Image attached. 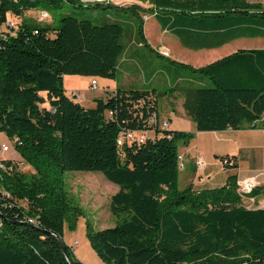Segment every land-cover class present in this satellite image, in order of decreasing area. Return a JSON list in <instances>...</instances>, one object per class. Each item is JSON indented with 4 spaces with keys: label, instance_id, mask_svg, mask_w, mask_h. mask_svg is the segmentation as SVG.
Here are the masks:
<instances>
[{
    "label": "trees",
    "instance_id": "obj_1",
    "mask_svg": "<svg viewBox=\"0 0 264 264\" xmlns=\"http://www.w3.org/2000/svg\"><path fill=\"white\" fill-rule=\"evenodd\" d=\"M148 1L151 7L0 0L1 23L19 19L17 29L0 35V132L34 169L22 172L13 159L0 158V264H84L66 244L69 261L60 242L66 219L82 212L67 189L69 171L102 172L119 185L110 201L116 225L87 223L105 264H264V208L243 204L244 195L264 197V185L241 193L234 173L220 187H181L180 147L195 131L159 127L160 96L179 91L195 130L264 129V48L194 67L152 48L144 33L145 15L155 13L184 46L213 48L264 37V9L247 0ZM65 4L112 15L94 23L64 13L56 27L27 15ZM132 40L165 61L170 88L118 89L91 108L66 93L65 75L115 79ZM123 129L156 134L118 145ZM221 160L238 166L234 157Z\"/></svg>",
    "mask_w": 264,
    "mask_h": 264
},
{
    "label": "crops",
    "instance_id": "obj_2",
    "mask_svg": "<svg viewBox=\"0 0 264 264\" xmlns=\"http://www.w3.org/2000/svg\"><path fill=\"white\" fill-rule=\"evenodd\" d=\"M253 4H260L264 9V0H247ZM144 2V1H143ZM140 0H135L132 3H138L144 7H151L152 4L147 2V6L143 4ZM130 3V4H132ZM125 5V4H124ZM27 15H30V12ZM149 17V18H148ZM150 19V23L147 24L146 20ZM12 21V19H10ZM157 21L154 22V21ZM153 31L149 33L148 28ZM159 28V30H158ZM6 25L4 22L0 25V32H7ZM155 32V33H154ZM144 33L150 46L160 53L171 57V54L176 55L178 49H181L177 42L173 40L171 36H175L183 45L179 36L174 34L166 25L159 20V17L155 13H150L145 15L144 22ZM171 35V36H170ZM240 38H261V37H240ZM236 38V39H240ZM264 38V37H263ZM236 39L230 40L221 46L213 48H200L191 49L183 45L184 48L195 50L193 60L197 62L196 64H202L200 67L209 64L217 59H220L226 55H229L238 49L235 47H227L225 50L220 51L225 46L235 41ZM141 43L135 41H129L127 50L124 57L119 65L118 73L115 79L105 78L103 83L99 82V87L93 89L91 86V76L77 75L64 76V87L66 93L71 90H79L82 94L81 104L85 107H95L96 98L103 97L106 98L109 94L116 92L118 89L128 90L130 88H146L147 85V75H142L144 73L143 69L140 68L137 63L140 55L143 53ZM147 50V49H146ZM174 59V58H172ZM184 61H189L180 57ZM177 60V59H174ZM184 62L181 60H177ZM188 63V62H184ZM190 64V63H188ZM162 73L167 75L163 68ZM143 76V77H142ZM144 78V79H143ZM143 80V83H142ZM152 80V79H150ZM67 81L70 82L67 85ZM137 82V83H136ZM141 84L138 87L137 84ZM148 88H155L154 85ZM75 99V98H74ZM173 99V98H170ZM77 100V99H75ZM184 100V98H183ZM78 101V100H77ZM180 111L185 114L183 107V101L178 107ZM159 112L161 119L162 117L168 119L167 113L160 108ZM171 128V127H170ZM174 129V128H171ZM195 131V137L187 144L181 145L180 154L183 155L182 168L180 170V175L183 173L185 177V186L192 185L193 189L196 191H201L203 189H210L215 187H220L226 184L228 177L231 174L237 173L238 183L243 192H250L255 186L264 185V129H224V130H204ZM15 149V148H14ZM229 156L234 157L237 168L226 167L221 157ZM3 159H18L22 158L20 153L15 149L11 156L2 157ZM199 161H203L202 165H199ZM259 205L257 207L264 208V197H258Z\"/></svg>",
    "mask_w": 264,
    "mask_h": 264
},
{
    "label": "rangeland",
    "instance_id": "obj_3",
    "mask_svg": "<svg viewBox=\"0 0 264 264\" xmlns=\"http://www.w3.org/2000/svg\"><path fill=\"white\" fill-rule=\"evenodd\" d=\"M83 1V0H82ZM107 2L111 1L115 4H130L135 2V0H87L83 2ZM144 1L143 4L147 6L148 0H140ZM45 12V13H42ZM39 13L49 14V18L40 21ZM64 13H71L76 15L79 18H86L92 20L94 23H102L106 16H110L112 14H108L105 10L101 8L93 9V8H78L74 7L71 4H65L62 8H50V9H33L30 12L29 17L33 19H37L41 23H50L54 27L60 24L61 15ZM149 18V17H148ZM146 20L147 24L150 23V19ZM8 19H12L15 23L19 22V19L15 16H9ZM154 22L157 23L155 20ZM148 32L152 33V29L149 27ZM159 30V28H158ZM155 33V32H154ZM171 36V35H170ZM173 40H175L178 46L184 51H180L178 49V53L176 55L171 54V57L177 60L184 61L180 59V57L189 59L188 62L194 66H199L202 64H196L194 62L193 55L196 54L195 50L184 48L183 45L180 44V41L175 36H171ZM242 49H253V48H264V38H240L231 42L227 46H225L220 51L225 50L227 47H235ZM137 65L143 69L144 73L142 75H147V85L146 88L152 87L154 85L159 91H165L166 89L171 87V84H174V80L170 74L164 75L162 73V66L165 65V61L161 58L154 56L153 53L143 49V53L140 55L138 59ZM70 76H73L70 74ZM143 77V76H142ZM99 82L103 83L104 77H96ZM144 79V78H143ZM152 79V80H150ZM70 82L67 81V85ZM137 83V82H136ZM143 83V80H142ZM141 83V84H142ZM141 84H137L138 87H141ZM71 90L69 95L73 92ZM76 92L81 95L79 90ZM173 98V99H170ZM183 94L179 91L171 94H163L160 96V108L167 113L168 119L162 117V120H169L170 127L176 130H186L193 131L195 129L194 121L188 116L186 113L184 114L178 108L179 105L183 101ZM8 145L10 149L8 151H2L3 145ZM0 158L5 156H11L14 148V140L10 139L6 133L0 132ZM18 170L26 173L34 172V169L27 164L24 159L18 158L13 159ZM185 177L183 173L180 175V186L185 187ZM66 185L69 191L71 200L73 204L79 205L81 207V213L74 216L73 220L66 219L64 226V241L67 245L73 247L74 255L81 260L84 264H105L103 260L97 255V253L93 250L90 245L88 236H87V223L90 222L95 228H106L113 227L117 223V218L110 211V201L111 196L119 190V185L108 180L102 172H94V171H69L66 173ZM241 193L243 192L239 189ZM243 204L250 208H256L259 205L258 199L253 197L244 195L243 196ZM77 242V243H76Z\"/></svg>",
    "mask_w": 264,
    "mask_h": 264
},
{
    "label": "built area",
    "instance_id": "obj_4",
    "mask_svg": "<svg viewBox=\"0 0 264 264\" xmlns=\"http://www.w3.org/2000/svg\"><path fill=\"white\" fill-rule=\"evenodd\" d=\"M39 15V20L40 21H44L46 19L49 18V15H43V14H38ZM1 20H0V25H1ZM4 24L6 25L7 28V32H12L15 29H17V25L18 22L15 23L14 21H11L10 19L7 18V20L4 22ZM6 32H0V35L5 34ZM91 86L93 89H97L99 87V83L96 77H93L91 80ZM73 93L70 95V97H73L75 99H77L79 102H81L82 97L81 95H79L76 91H72ZM112 112H109V115H112ZM157 117H158V112L157 111H153L152 115H151V124H154L157 121ZM159 127L162 129H167L170 127V121L165 119L162 120L160 119L159 122ZM155 131L154 130H131V129H123L118 137V145H123L125 142H144L146 141L148 138L154 137L155 136ZM2 151H8L10 149V147L8 145H3L2 146ZM183 155L179 154V163H180V167L182 168L183 164ZM204 162L203 161H199V165H202ZM0 165L4 168L5 165L3 163H0ZM33 221V220H31ZM77 243V242H76Z\"/></svg>",
    "mask_w": 264,
    "mask_h": 264
},
{
    "label": "water",
    "instance_id": "obj_5",
    "mask_svg": "<svg viewBox=\"0 0 264 264\" xmlns=\"http://www.w3.org/2000/svg\"><path fill=\"white\" fill-rule=\"evenodd\" d=\"M83 1H87V0H83ZM60 242H61V246H62V249L66 255V257L68 258L69 260V256H68V253H67V248H66V243L63 239H60ZM70 261V260H69Z\"/></svg>",
    "mask_w": 264,
    "mask_h": 264
},
{
    "label": "bare ground",
    "instance_id": "obj_6",
    "mask_svg": "<svg viewBox=\"0 0 264 264\" xmlns=\"http://www.w3.org/2000/svg\"><path fill=\"white\" fill-rule=\"evenodd\" d=\"M39 14H42V13H39ZM43 15H49V14H43Z\"/></svg>",
    "mask_w": 264,
    "mask_h": 264
}]
</instances>
